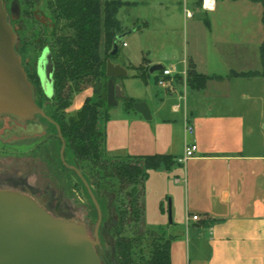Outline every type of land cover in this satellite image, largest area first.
<instances>
[{"label": "crops", "instance_id": "0c3cea01", "mask_svg": "<svg viewBox=\"0 0 264 264\" xmlns=\"http://www.w3.org/2000/svg\"><path fill=\"white\" fill-rule=\"evenodd\" d=\"M121 1L125 4L116 19L123 32L148 42L140 44L139 64L124 53L116 61L128 70L161 64L172 71L164 77L167 86L150 91L153 118L166 128L164 143H155L154 152L113 155L161 153L175 159L169 167L152 169L144 183L149 190L150 183L161 186L158 219L152 224L145 221L146 225L166 231L171 239V264H264V74H246L261 69L264 23L260 1ZM156 5L166 12L155 27L137 12ZM181 22L185 30L182 49L167 51L166 38L180 29ZM123 40L120 43L125 47ZM153 48L160 53L152 56ZM191 62L197 73L207 77L202 88L187 82ZM116 81L125 87L122 79ZM125 110L131 111L126 105ZM132 110L136 113L133 123H140L142 115ZM186 121L194 125L191 135L185 131ZM122 122L127 127V121ZM191 142L197 145L195 155L181 161ZM168 199L170 222L165 218ZM192 215L199 220L189 219Z\"/></svg>", "mask_w": 264, "mask_h": 264}, {"label": "rangeland", "instance_id": "374dc122", "mask_svg": "<svg viewBox=\"0 0 264 264\" xmlns=\"http://www.w3.org/2000/svg\"><path fill=\"white\" fill-rule=\"evenodd\" d=\"M54 1L4 0L10 21L17 31V47L22 57V63L24 62L26 65L30 62V66L36 67V59L40 56L44 46H50L54 50L56 48L55 42L59 36L70 33L68 29L63 28V23H60L58 26L54 24L51 8V3H54ZM260 3L263 7L264 15V3L263 1H260ZM165 4L169 3L165 2ZM123 6L124 4L119 7L118 11ZM163 9L165 8L160 5H156L154 8L143 6L139 8L137 14H141L147 18L156 27L158 23L160 24L161 17L165 16L166 11L164 12ZM130 19L128 18L129 21ZM54 26L56 27L53 31ZM178 26H180V29L176 30L171 37H164L170 47L167 51L172 50L175 53H179L182 49L185 30L182 22ZM37 35L41 39L39 45L33 47L29 44L31 45L30 52H26L29 47L25 43L28 44V41L34 39ZM124 39L126 46H128H121L119 54H127L134 64H139L143 55L140 44L146 45L147 39L142 38L143 40H140L139 38H135L131 33L127 34ZM159 53L156 48H153L150 54L156 56ZM101 54L102 56L105 55L104 40L101 45ZM30 66L28 65V69L32 74L29 78L35 87L36 99L46 114L57 123L53 118L56 107L53 104L50 105L44 99L39 89L40 84L36 78V73L33 67ZM262 71L263 65L261 60V69L256 72ZM129 72L130 75L127 77L119 78L125 84V87H123V97L119 99L118 105L112 106L110 109V118H113L114 122L112 124L107 122L105 126V154L108 157H116L113 156L116 154H145L154 152L155 143H164L163 137L166 134V128L160 124L157 117L147 120L141 116V118H138L140 123H133V119L136 117L135 111L131 109L130 112H126L125 110V97H129L134 98L136 101L144 99L150 109L152 108V113L154 103L150 99V91L162 86L158 83L159 71H155L154 73L148 72L146 79L149 83L147 85H145L142 78L133 76L135 70L132 67H129ZM71 85V88L74 90L73 84ZM94 92V83L81 84L80 90L73 91L70 95L71 105L66 108L65 112L59 111L58 115L65 113L68 118L75 117L86 99L92 97ZM47 110H49V113ZM125 120L127 121L125 125L127 127L121 125V123H124L122 121ZM55 123L44 117L41 118V116H37L29 121H21L8 115L0 116V188H12L25 192L41 202L53 214L81 221L86 225L89 234L94 238L98 225V213L96 214L94 210L96 206L80 175L74 169L67 167L61 159L62 140L60 139L57 127L59 124L56 125ZM107 143L110 144L109 151H107ZM64 159L68 165L80 170L91 191L96 196L95 187L93 188L90 183L91 181L93 182V177H90L89 180L87 171H83L77 163H74L72 158L65 157V152ZM149 187H151L150 190L144 184V218L142 220L137 221L135 214L131 213L129 207L130 189L128 187L121 192L118 200L117 205L119 206L120 213L121 211L123 212L121 214L123 222L118 229L113 230L115 238L110 237L102 231L103 227H111L116 224L117 213L114 212V209L108 210L109 213L105 224L102 222L99 226L100 242L97 249L104 256L108 264H118L117 253L114 247V240L116 238H134L136 239L138 248L142 247L145 252H148L151 242L166 232L164 229H160L159 226L149 227L145 223V221L151 224L155 223L159 216L158 195L161 186L157 183H150ZM107 199L108 204H110L112 198L107 197ZM169 201L168 199L164 203L167 210L165 217L167 222L172 221ZM126 211L127 213H125Z\"/></svg>", "mask_w": 264, "mask_h": 264}, {"label": "trees", "instance_id": "16d2710c", "mask_svg": "<svg viewBox=\"0 0 264 264\" xmlns=\"http://www.w3.org/2000/svg\"><path fill=\"white\" fill-rule=\"evenodd\" d=\"M257 1L264 3V0ZM122 4L125 3L121 0H55L51 3L54 24L58 26L63 23V28L68 29L70 33L59 36L55 42L56 48L52 50L55 63L53 96L46 97L41 85L39 88L44 99L56 107L53 118L59 124L66 141L65 157L72 158L83 171H87L89 180L90 177L94 179L90 183L93 188L95 187L96 198L102 209L103 224L109 209H114L117 213L116 224L102 229L113 238H115L113 230L118 229L123 222L121 217L123 212L120 213L117 205L121 192L129 187L131 213L135 214L137 221L142 220L144 183L150 171L162 165L169 167L175 162L172 155L161 153L117 157H108L105 154V126L110 120L112 108L108 104L109 78L106 75V65L109 58L116 60L120 53L121 47L112 55L117 36L124 33L116 19ZM56 26L53 27V31ZM103 40L104 56L101 54ZM34 43L33 39L29 40L28 44L25 43L29 47L26 52H30ZM260 53L263 71L246 74H264V42ZM132 68L135 70L134 77L147 82L149 65ZM187 82L190 86L202 88L207 82V77L197 73L191 62ZM84 83H94V95L86 99L75 117L68 118L65 113L58 115L59 111L65 112L71 105V93L80 90L81 84ZM134 103L133 98H125L126 109H134ZM47 112L49 113V110ZM107 197L112 198L110 204ZM94 210L97 214V209ZM137 245L136 239L130 237L114 240L119 264H171V239L167 237L166 232L151 242L148 252Z\"/></svg>", "mask_w": 264, "mask_h": 264}, {"label": "water", "instance_id": "95a60500", "mask_svg": "<svg viewBox=\"0 0 264 264\" xmlns=\"http://www.w3.org/2000/svg\"><path fill=\"white\" fill-rule=\"evenodd\" d=\"M126 34L117 36L112 55L118 52ZM17 41V31L5 2L0 0V116L8 115L21 121L42 116L55 123L37 102L35 87L23 66ZM54 69L53 54L46 48L39 59L38 73L48 98L54 93ZM162 69L163 65L154 64L149 71L154 73ZM106 75L109 78L108 104L116 106L123 97V87L116 80L127 77L129 70L121 62L109 58ZM134 109L147 120L153 117L145 101H136ZM57 127L62 140L61 159L80 175L98 211L95 237L81 221L53 214L33 196L15 189H0V264H103L97 249L102 209L80 170L65 162L66 141Z\"/></svg>", "mask_w": 264, "mask_h": 264}, {"label": "built area", "instance_id": "2783aa9c", "mask_svg": "<svg viewBox=\"0 0 264 264\" xmlns=\"http://www.w3.org/2000/svg\"><path fill=\"white\" fill-rule=\"evenodd\" d=\"M124 46L126 43L123 44ZM172 71L170 69H163L161 77L158 79V83L162 86H167V81L164 79V77L171 75ZM185 131L187 134L191 135L194 133V125L190 123L189 121H186L185 123ZM197 151V145L195 142L188 143L185 147L184 156L181 159V161H185L186 159L193 157ZM189 219L193 220H199L198 215H192L189 217Z\"/></svg>", "mask_w": 264, "mask_h": 264}, {"label": "flooded vegetation", "instance_id": "af4514ba", "mask_svg": "<svg viewBox=\"0 0 264 264\" xmlns=\"http://www.w3.org/2000/svg\"><path fill=\"white\" fill-rule=\"evenodd\" d=\"M33 41L35 42L34 45H33V47H37V46L39 45L41 39H40L39 37H35V38L33 39ZM46 48H49V49L51 50L52 54H53L52 48H51L50 46H44V48H43L42 51H41L40 56L36 59V67L33 66V65H31V66L33 67L35 73H36V78H37L38 81L40 82V85H41V80H40V76H39V73H38V63H39V59H40V57L42 56L43 51H44ZM53 61H54V55H53ZM28 65L30 66V62H28ZM28 65L24 64V62H23V66L26 68L25 70L27 71L28 76L31 77L32 72L28 69ZM31 66H30V67H31ZM46 97H47V95H46ZM47 102L50 103V101H47ZM41 117H42V116H41ZM42 118H43V117H42ZM57 124H58V123H57ZM0 189H12V188H0ZM102 222H103V215H102ZM102 222H101V224H102ZM104 224H105V222H104ZM100 255H101V258H102V260H103V264H108V262L106 261V259L104 258V256H103L102 254H100ZM117 262H118V259H117ZM118 264H119V262H118Z\"/></svg>", "mask_w": 264, "mask_h": 264}]
</instances>
